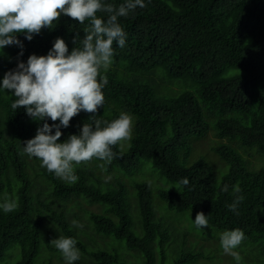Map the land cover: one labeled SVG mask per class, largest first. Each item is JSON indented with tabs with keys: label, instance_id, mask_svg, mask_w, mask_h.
<instances>
[{
	"label": "trees",
	"instance_id": "obj_1",
	"mask_svg": "<svg viewBox=\"0 0 264 264\" xmlns=\"http://www.w3.org/2000/svg\"><path fill=\"white\" fill-rule=\"evenodd\" d=\"M104 2L118 7L126 0ZM144 3L145 8L118 18L126 33L125 45L121 48L114 42L113 63L107 71L101 70L108 83L102 90L104 106L95 118L111 122L121 112L134 118L130 150L122 152L118 143L112 149L115 157L105 161V166L98 158L75 165L78 181L74 184L49 173L39 159L23 152L22 145L35 137L43 122H34L24 108L13 110V94L0 89V204L14 199L18 205L9 213L0 208V264H35L37 260L54 264V258L63 263L62 254L50 245L60 236L77 240L81 256L73 264H156L157 244L164 263L165 244H174L179 237L172 239L170 229L157 219L151 185L134 184L136 225L132 205H128L123 176L136 171L141 161H150L159 175L174 185L189 180L179 192L175 188L159 192L170 211L203 212L215 231L241 229L244 241L261 243L264 256V215H259L264 208V168L250 171L247 167L255 168L248 159L249 150L264 156V0ZM97 16L107 19L106 13ZM89 28L90 21L80 24L61 15L31 41L19 34L23 56L17 46L2 50L0 83L18 62L26 63L33 54L46 56L57 38L65 41L70 54L76 47L74 37L78 34L82 40ZM154 83L161 85L158 92ZM171 86L177 87L175 93L170 94ZM90 117L80 112L68 128H61L58 142L79 135L83 123L93 122ZM215 119V131L209 133L210 120ZM46 122L53 123L50 119ZM207 134L215 135V141H234L236 146L238 141L248 151L240 155L232 145L213 149L228 166L221 179L202 160L189 164L191 141ZM224 185H228L227 192L222 190ZM235 186L240 193L233 192ZM237 195L244 197L237 208L239 214L228 207ZM83 201L100 208L86 214L93 236L86 224L83 228L72 225L73 220L83 224L81 217L73 214L78 211L73 208L80 209ZM96 236L110 242L99 244ZM86 239L94 245L89 247ZM200 239L210 240L206 235ZM121 242L132 261L122 254ZM179 245L191 250L183 252L175 264L203 258L204 246L198 241L190 247Z\"/></svg>",
	"mask_w": 264,
	"mask_h": 264
},
{
	"label": "clouds",
	"instance_id": "obj_2",
	"mask_svg": "<svg viewBox=\"0 0 264 264\" xmlns=\"http://www.w3.org/2000/svg\"><path fill=\"white\" fill-rule=\"evenodd\" d=\"M146 6L144 0H126L118 7L104 0H0V53L7 46H17L21 49L19 56H23V43L17 36L23 34L31 41L42 29H50L61 15L80 24L90 21L84 38L79 39L78 34L74 37L76 47L70 54L65 41L57 38L46 56L33 54L26 63L18 62L14 70L4 74L0 83V89L11 92L15 98L11 103L13 110L24 108L34 122H43L35 137L23 142V152L30 158L39 159L42 167L62 181L76 183L75 165L82 162L93 158L111 162L115 157L113 147L132 138L131 114L121 112L119 118L111 122L95 117L98 109L104 106L102 90L108 83L107 77L101 76V70L107 71L113 63L114 42L121 48L125 45L126 33L118 18ZM98 12L106 13L107 19L99 18ZM82 111L91 114L93 122L83 123L79 135H70L63 143L58 142L63 135L61 128H68L70 121ZM48 119L53 122L51 125L46 122ZM188 184L189 180L184 178L175 189ZM222 190L227 192L228 185ZM240 191L239 186L233 188L234 193ZM243 199L242 195H237L228 206L229 210L239 214L237 208ZM17 207L14 199H6L0 204L6 213ZM208 218L209 215L199 212L194 224L198 229L207 228ZM72 225L83 228L76 220ZM245 239V233L238 228L223 232V252L239 262L241 257L235 249ZM50 245L62 254L66 264L80 259L74 238L60 236L51 240Z\"/></svg>",
	"mask_w": 264,
	"mask_h": 264
},
{
	"label": "rangeland",
	"instance_id": "obj_3",
	"mask_svg": "<svg viewBox=\"0 0 264 264\" xmlns=\"http://www.w3.org/2000/svg\"><path fill=\"white\" fill-rule=\"evenodd\" d=\"M154 86L156 87V83H154ZM161 88V85L156 87L157 92ZM162 90V89H161ZM177 87L171 86V92H176ZM165 93V90L163 91ZM168 95V94H166ZM171 96V95H170ZM216 120H210L211 122V130L209 133H213L215 131V123ZM133 125H134V118H133ZM215 135L207 134L202 139H195L191 141V149L192 153L189 158V164H193L198 161H203L205 164H207L212 172L218 177L222 178L225 174L228 172V166L223 163V161L219 158L218 155H216L213 152V149L215 147H225V145H232L233 149L236 150L237 153H243L248 152L247 149L242 148L239 145V142L236 141L237 145H235L234 141H231L229 139H219L217 141L214 140ZM119 148L122 152L126 153L131 148V140H125L119 142ZM230 148V147H229ZM232 148V147H231ZM250 156H248L249 161L251 162L252 166L255 168L248 166L250 171H257L261 168H264V156L258 154V152L255 149L249 150ZM241 155V154H240ZM96 162L97 160L94 159ZM223 163V165H222ZM105 166V161H104ZM97 175V173H96ZM105 177V176H104ZM108 181L109 179L105 177ZM106 180V181H107ZM112 180V177L110 181ZM123 181L126 184L127 187V198H128V205L129 208H133V211L135 215L132 213V219L136 225V219H138L137 215V205L135 200V183H148L152 187L153 191V202L154 207L156 211V217L158 220H161L166 227L170 229L171 237L174 239V235H177L179 238L177 241H175L174 244H171L173 241H169L164 246L166 261L162 262V252L161 248H159V245L156 246V253H157V262L156 264H175L176 260L181 256L183 252L189 251L191 249H186L184 245L179 244H186L187 247L193 246L192 244L194 242H199L200 244H203V249L201 250L203 253V258L200 260L191 263V264H259L263 262L264 256L261 254V249L258 242H248L243 241L241 245L235 249L241 257V260L237 262L231 255L225 254L223 252V249L221 247V235L222 231H215L213 230L209 225L207 228H200L198 229L196 225L194 224L195 216L196 214L193 211H188L185 213H177L170 211L167 207V204L162 201L159 198V192L162 189L168 190L171 188H175L176 185L170 183L165 178L161 177L156 169L153 168V165L150 161H141L139 168L134 171L132 174H128L123 176ZM94 184V182L92 181ZM96 186V185H94ZM129 198L131 200V204L129 201ZM73 205L69 203L67 205L68 210H71ZM74 210L77 209L78 211H73V214L79 215L82 220L83 225L86 224L88 227L86 229L88 232L93 236V231L89 226L88 220L86 218V214L88 212H94L98 211L100 208L97 205H87L82 202V206L80 209L78 207H74ZM132 212V211H131ZM259 215H264V208L260 209ZM136 216V217H135ZM136 218V219H135ZM139 227V224H138ZM140 230V229H139ZM185 234L187 236H185ZM203 235H206V237L210 238L209 241L201 240L200 237ZM195 237H198L197 239ZM96 241L99 244H105V242H108V239H100L99 237H95ZM88 246L91 247L94 245V242L91 240L86 239ZM110 242V241H109ZM122 248L121 252L123 255H125L129 261H132L133 256L128 253L126 245L124 242H121ZM18 250V249H16ZM15 250V251H16ZM12 259V256H10ZM46 257L45 253L43 254V258ZM41 258V261H44V259ZM40 259V258H39ZM40 260H37L35 264H39ZM54 264H66V262L58 263L57 259L52 260Z\"/></svg>",
	"mask_w": 264,
	"mask_h": 264
}]
</instances>
